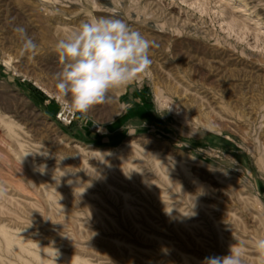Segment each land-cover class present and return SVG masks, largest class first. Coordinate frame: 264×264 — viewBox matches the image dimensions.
Masks as SVG:
<instances>
[{
	"label": "rangeland",
	"instance_id": "374dc122",
	"mask_svg": "<svg viewBox=\"0 0 264 264\" xmlns=\"http://www.w3.org/2000/svg\"><path fill=\"white\" fill-rule=\"evenodd\" d=\"M99 16L151 65L81 116L54 49ZM261 237L264 0H0V264H256Z\"/></svg>",
	"mask_w": 264,
	"mask_h": 264
},
{
	"label": "clouds",
	"instance_id": "9594fccd",
	"mask_svg": "<svg viewBox=\"0 0 264 264\" xmlns=\"http://www.w3.org/2000/svg\"><path fill=\"white\" fill-rule=\"evenodd\" d=\"M24 52H34L35 41L21 26L14 28ZM153 41L116 16L93 17L69 30L55 44L62 65L55 73L61 97L70 98L71 109L81 116L105 103L109 93L132 83L151 65ZM256 264H264V237L254 242ZM55 258L58 252L54 253ZM204 264H247L242 245H232L226 255L206 258Z\"/></svg>",
	"mask_w": 264,
	"mask_h": 264
},
{
	"label": "bare ground",
	"instance_id": "6f19581e",
	"mask_svg": "<svg viewBox=\"0 0 264 264\" xmlns=\"http://www.w3.org/2000/svg\"><path fill=\"white\" fill-rule=\"evenodd\" d=\"M224 1H226V0H224ZM1 229H2V231H1V233H2L4 230H3V228H1ZM2 234H3V233H2ZM4 234L7 235L8 233H4ZM4 236H5V235H4ZM7 236H8V235H7ZM7 236H5V238H6ZM9 237H10V236H9ZM9 237L6 238V241L9 243V245H12V244H11V243H12V242H11L12 239L10 240ZM13 242H15V240H13ZM19 244H20V243H19ZM72 260H73V258H72ZM72 260H70V261H72ZM72 262H73L74 264H79L78 260H77V261H76V260H73ZM46 264H48V263H46Z\"/></svg>",
	"mask_w": 264,
	"mask_h": 264
}]
</instances>
